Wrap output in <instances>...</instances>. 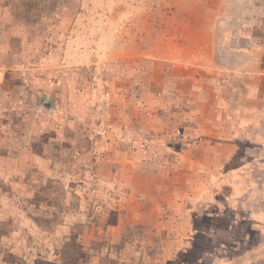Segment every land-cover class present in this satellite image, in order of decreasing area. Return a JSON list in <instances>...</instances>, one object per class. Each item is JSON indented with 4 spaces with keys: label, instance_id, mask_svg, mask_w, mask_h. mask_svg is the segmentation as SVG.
<instances>
[{
    "label": "rangeland",
    "instance_id": "1",
    "mask_svg": "<svg viewBox=\"0 0 264 264\" xmlns=\"http://www.w3.org/2000/svg\"><path fill=\"white\" fill-rule=\"evenodd\" d=\"M0 264H264V0H0Z\"/></svg>",
    "mask_w": 264,
    "mask_h": 264
},
{
    "label": "crops",
    "instance_id": "2",
    "mask_svg": "<svg viewBox=\"0 0 264 264\" xmlns=\"http://www.w3.org/2000/svg\"><path fill=\"white\" fill-rule=\"evenodd\" d=\"M241 69L246 71L248 69V67L247 66H243Z\"/></svg>",
    "mask_w": 264,
    "mask_h": 264
}]
</instances>
